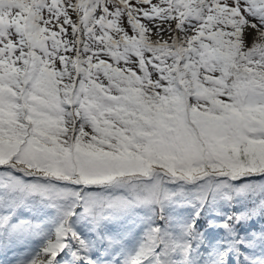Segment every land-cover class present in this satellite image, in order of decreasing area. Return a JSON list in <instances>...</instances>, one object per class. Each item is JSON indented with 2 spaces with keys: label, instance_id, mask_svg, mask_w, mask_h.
I'll list each match as a JSON object with an SVG mask.
<instances>
[{
  "label": "snow or ice",
  "instance_id": "snow-or-ice-1",
  "mask_svg": "<svg viewBox=\"0 0 264 264\" xmlns=\"http://www.w3.org/2000/svg\"><path fill=\"white\" fill-rule=\"evenodd\" d=\"M0 264H264V0H0Z\"/></svg>",
  "mask_w": 264,
  "mask_h": 264
}]
</instances>
